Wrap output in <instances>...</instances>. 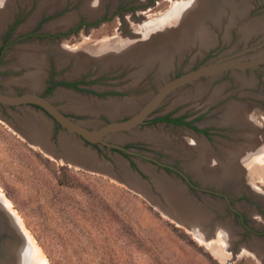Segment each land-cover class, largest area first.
<instances>
[{
  "label": "rangeland",
  "instance_id": "1",
  "mask_svg": "<svg viewBox=\"0 0 264 264\" xmlns=\"http://www.w3.org/2000/svg\"><path fill=\"white\" fill-rule=\"evenodd\" d=\"M5 1L9 10L5 24L0 27V37L15 17L20 20L16 26L17 35L32 29L45 16L40 28L45 34L65 30L80 20H96L95 25H85L64 39H24L12 47L9 52L12 55L0 63V90L10 94L15 93V86L8 85L13 82L21 85L20 89H36L19 81L26 75L22 54L24 58L27 55L37 60V70L44 81L51 71L65 80L75 79L78 73L79 76L96 77L89 85L94 93H78L59 87L48 96L66 115L90 128L129 117L167 80L218 55L239 51L264 37V0H210L217 13L206 15L202 20L201 15L197 16L204 38L195 36L194 39L184 29L179 40L170 42V55L165 63L156 57L149 63L119 61L104 67L103 57H88L84 48L105 38H137L138 30L133 32V29L143 26L153 15L169 10L172 0H97L95 6L100 2L103 9L93 17L84 12V8L89 7V0ZM92 1L95 4V0ZM178 2L181 5L188 0ZM66 17L73 19L66 25L55 26ZM254 18L257 20L249 22ZM260 28L261 31L254 33ZM65 45L74 46L76 52L69 54V50L60 48ZM263 50L250 51L245 56L251 57ZM148 55L150 53L146 57ZM58 91L83 100L93 107L92 110L90 106L84 111L76 110L70 98L57 96ZM35 92L40 93L42 89ZM102 102L114 105L117 113L96 111ZM0 111V188L2 196L10 202V206L5 207L2 203L3 207H0L3 210H0L1 243L9 237L14 238L10 227L13 223L35 240L48 264H264V237H254L244 230L231 211H239L249 224L264 229V210L257 209V205L264 209V63L252 69L227 71L188 83L167 95L147 118L166 113L186 114L189 118L199 115L194 124L198 128H208V135L162 122L142 124L117 133L121 138L112 137L118 145L130 144L128 150L132 160L101 144L91 145L100 163L111 164L109 172L87 168L83 163L89 160L86 156L80 157H85L83 161L74 159V165L73 161L55 158L29 144L17 128L31 134L37 126L36 121L41 122L39 126L50 122L39 108L4 109L1 106ZM231 111L237 115L245 114V120L232 118ZM51 127L56 134L51 140L57 145L62 128L55 122ZM194 139L204 141V152L221 163L226 159L227 150L237 148L240 155L253 151L251 166L236 169L234 178L221 180L220 171L209 177L214 181L208 183L221 184L219 191L224 193L225 200L190 191L179 178L154 168L143 159L145 156L177 164L199 179L198 172L203 173L204 165L195 166L198 151ZM84 146L88 144L84 143ZM256 156L261 157V163ZM127 163L136 176L129 177L134 181L133 186L125 181ZM145 167L151 168L150 171ZM218 168L222 169L220 165ZM138 169L144 171L146 178ZM159 177L167 179L168 185L178 189L185 200L211 212L210 221L205 222L213 226V232L215 226L220 231L221 226L228 223L227 236L234 237L232 244L226 247L222 237L206 242L204 235L208 232L202 221L199 223L204 209L197 211L200 218H191L185 222V227L181 226L174 215L186 219L189 211L187 216H182L171 204L167 193L158 186ZM217 180L221 181L216 184ZM228 199L233 201L230 209ZM11 210H15L13 215ZM211 234L215 236L216 233ZM253 243H258L257 251L253 249Z\"/></svg>",
  "mask_w": 264,
  "mask_h": 264
},
{
  "label": "bare ground",
  "instance_id": "2",
  "mask_svg": "<svg viewBox=\"0 0 264 264\" xmlns=\"http://www.w3.org/2000/svg\"><path fill=\"white\" fill-rule=\"evenodd\" d=\"M178 1L179 0H172V3L170 5L169 10H166V12L164 11V12H160L159 14L153 15L152 18H150V20L148 22L143 24V26H140V27L138 26V28L133 29V32H134V30H138L137 32L139 33V36L137 38H135V39H128V38H122L121 39V38H119L118 39L116 37L112 40H110V38L109 39H106V38L102 39L99 41L98 44H93V45H91L85 49L87 56L93 57L94 59H98L100 57H103V61H104L103 66L104 67L108 64L114 65L115 63H117L119 61L125 62V63H127L129 61L134 62V63L135 62H147V63H149V62L153 61V59H155L156 57H159L161 59L160 62L165 63V61L167 60L166 58H168L170 55L168 53L170 51L168 49L170 42L176 41L179 38V34H181L184 31V29L187 30L188 32L190 30L191 32H189V33H191V35H192V37H194V39H195V36H197L199 38H201V37L204 38L202 31H201V30H203L201 28L202 23L198 20L197 16L201 15V20H202L203 17H205L206 15H210L211 13H212V15H214L217 13V9L215 8L216 9L215 10L211 6L210 0H203V2H200V0H194L193 2L191 1V3L186 2V3H183L181 5L179 4ZM96 2H97V0H95V4H94L92 1L90 3L91 5H89L90 8H88V10H89L90 15L97 13V11H96L97 7H95ZM216 4H218V3H216ZM228 4H230V3H228ZM5 5H7L6 1L0 0V25L4 24L5 20L8 17V10L9 9L7 10ZM207 9H208L207 13H204ZM199 22H200V24H199ZM58 24H61V22L57 23L55 25H58ZM182 43H183V41H182ZM173 45H176V44H172V46ZM64 48L66 50H69L68 51L69 54L76 52L74 46L71 47V46L65 45ZM149 53H150V55H148L146 57V55ZM27 80L33 86L38 85L37 84L38 83L37 78H35V76L33 74L30 75V77L27 78ZM35 87H37V86H35ZM56 94H57V96H65L67 98H70L71 103H73V105L71 103L70 104L76 110L84 111V110H87V108L90 106V105L88 106L83 100L77 99L76 97H73L72 94H70V95L66 94L65 91H58ZM86 105H87V107H86ZM127 105L131 107V106H133V103H128ZM134 106H136V105H134ZM92 108L93 107H91L90 110H92ZM95 110L96 111L103 110L105 112L106 111L110 112L111 114L117 113L116 112L117 108L114 105L105 104L103 102L100 103ZM236 113L237 112L231 111L230 116L232 118L238 117V118H242L245 120V118H243V115H245V114L242 115L241 113H239V115H237ZM26 132H28V131H26ZM20 134L25 139L28 138L24 134H22V133H20ZM114 135L110 136V138L112 140H113L112 137H114L115 139L121 138L119 136V134H116L117 136H114ZM26 140H28L31 144L40 147V149H42L45 153H48L49 155L53 156V153L51 152V150H49L46 146L43 147L42 145H40V146L37 145V143L35 141H32L33 139H31V138H28ZM107 140H109V139H107ZM120 140H122V139H120ZM62 141H63L65 147L66 146L68 147V145H70L68 142V138H66V139L63 138ZM194 141L196 142V143L194 142L195 146H196L195 148L198 151L197 162H196L195 166L196 165L197 166H203L204 165L203 173L198 172V174H199V176L203 182H213L214 179L209 178V177H213L214 173L215 172L219 173V171L221 173L218 176H219V179H221V180L223 179L226 181L230 178H234L235 174L237 173L236 169H240L243 167L242 170H244V168H246V166H248V164L251 166L250 160L254 159L253 151L251 153L240 155L239 151H237L238 149L236 148V149H232V150H227L226 157H225L226 159L224 160V162L221 163V162H219V160L210 157L209 155H207L204 152V150H205V148H204L205 145L203 144V143H205L204 141L200 140L201 141L200 142L196 139H194ZM69 150L71 152H74L70 148H69ZM75 151H76V148H75ZM74 153H72V154H74V158L77 161H80V160L83 161V159H85V157L83 159L80 158V157H82V154H79V153L76 154V152H74ZM230 153H232L233 155H231ZM83 156H86L87 158H89L88 161H86V162L83 161L84 164L86 163L85 166L89 169H93V167H91L90 163L93 162L94 157H92L89 154H84ZM259 158L261 159V157L256 156V159L259 160V162H260ZM219 165L221 166L222 169L218 168ZM145 169L150 171L151 168L149 169L148 167H145ZM98 171H100V170H98ZM206 176H208V177H206ZM157 179H158L159 188L167 193V197L170 200L171 204L174 207L178 208L180 214L182 216H187L185 214L186 213L188 214V211H189V214H188L189 218H186V219L181 218V217L179 218L178 216L174 215L175 220L181 226L185 227V222L187 220H191V218H195V219L200 218V215L197 213V211L199 212L201 209H204V208L197 207L193 203H191V201L185 200L184 196L182 195L181 192H179L178 189H175L171 185H168V183L166 182L167 179H161L160 177ZM221 180H217L216 184H217V182H219ZM128 182L130 185H132V183L134 181L128 179ZM136 189L138 190V188H136ZM139 189H141V188H139ZM141 190L144 193H147L145 190H143V189H141ZM2 203L5 207L10 206L9 200L6 197L2 196V191L0 188V207L1 206L3 207ZM180 209H181V211H180ZM0 210H2V209L0 208ZM183 210H185V211H183ZM14 211L11 210L12 215H13V213H15ZM194 211H196V212H194ZM203 212H204V215L201 217L202 219H200L199 223H201V221H202V225L206 228V230H207L206 232H208V235H204L205 237L204 236H201V237L206 238L207 239L206 242H211L215 237H219V238L222 237V239L223 238L225 239L226 247L228 246V244H232L231 240L234 237H232V236L228 237L227 236L228 230L230 229L229 224L226 223V224L222 225L220 231L215 226L216 230H215V232H213L212 231L214 229L213 226L211 224H207L205 222V220H207L208 222L210 221L211 212H209L207 209H204ZM17 223H18V220H17ZM7 224H9V223H7ZM11 224L13 227L11 226ZM11 224H10V227L12 228V232L14 233V235H13L14 238H12L11 240L9 239V241L5 242L6 252L10 255L9 262L0 263V264H48L46 257L42 253L39 246L36 244L35 240L31 239V237L28 233H27V235L23 234L21 232V230L18 229V228H20L19 226L15 225L13 223H11ZM192 224H194V223H192ZM24 231H25V233L27 232L26 229ZM211 233H214V234L216 233V234H215V236H213V234H211ZM220 241H222V240H220ZM257 244L253 243V249L256 251L258 250ZM249 247H251V245H249ZM243 248L244 247L242 246L241 249L243 250Z\"/></svg>",
  "mask_w": 264,
  "mask_h": 264
},
{
  "label": "water",
  "instance_id": "3",
  "mask_svg": "<svg viewBox=\"0 0 264 264\" xmlns=\"http://www.w3.org/2000/svg\"><path fill=\"white\" fill-rule=\"evenodd\" d=\"M214 20L219 21V19ZM215 21L213 22L215 23ZM261 28L254 31V33L261 31ZM262 48L264 49V37L263 39L255 42L254 44H251L249 46H243L242 49L239 51L218 55L212 60L203 63L202 65L194 69L187 70L182 74L164 82L163 85H161L157 89V91L152 94V96L147 100V102L129 117L120 120H110L109 122L104 123L103 125L97 128H90L87 124L83 123L82 121L76 120L75 118L66 115L63 110L53 104L51 97H44L39 94H36L35 92H25L22 94H9L0 92V103L8 106H15L17 108H26L30 107L31 105L40 107L39 109L41 113L45 117H48V120L50 122L39 126V123L41 122L36 121L35 125L37 126L35 128L33 127V132L31 134L23 129L20 130L17 128L20 133L24 134L28 138L33 139L32 141H35L37 145H42L43 147L46 146L49 150H51L55 158H62L67 162L73 161L72 163L75 165L74 162L76 161L74 160V152H76V154H82V156L84 154H89L94 157L93 162L90 163L91 167H94L102 172H109V170L111 171V164L108 162H99L97 152L91 148L92 144L99 143L104 144L109 148L112 147L115 149L123 150L124 148L121 145L114 143L116 141L110 138L111 135L131 130L132 128L143 124L144 121L153 113V111L162 103V101L167 95H169L176 89L185 86L188 83L200 80L205 77L221 75L223 72L227 71L232 72L238 70L244 71L246 69H252L264 63V50L251 57L245 56L246 53L250 51H256ZM0 117L2 116L0 115ZM53 122H57L62 128V132L59 133L58 136L57 145L53 142V140H51V125L53 124ZM65 136H68L67 138L70 144L68 145V147H65L62 141ZM107 139L111 140L112 142L106 141ZM27 142L31 144L28 140ZM84 143L88 144V146H84ZM69 148L74 152H71ZM127 152L130 151L127 150ZM128 164L129 163L125 165V181L127 183L128 179H130L129 177H136L131 167L128 166ZM80 167L84 168V166ZM136 175L139 174L136 172ZM128 185L130 184L128 183Z\"/></svg>",
  "mask_w": 264,
  "mask_h": 264
},
{
  "label": "flooded vegetation",
  "instance_id": "4",
  "mask_svg": "<svg viewBox=\"0 0 264 264\" xmlns=\"http://www.w3.org/2000/svg\"><path fill=\"white\" fill-rule=\"evenodd\" d=\"M89 1H90L89 5H91L90 3L92 2V0H89ZM100 2H101V0H100ZM100 2H99V5L97 6V10H96L97 13L96 14L90 15L89 14V10H88V8H89L88 6L86 8H84V12L89 17H93V16L99 14V12L103 9V7L100 6ZM240 15L242 16V14H240ZM46 18H47V16L41 18L40 21H38L37 24L32 29L27 31L26 33L21 34V35H17L16 34V26L20 22V20H19V17H15L13 19V21H11V23L8 24L4 28L5 30L3 29L4 32L2 33V36L0 37V63H2L5 59H7V57H10V55H12V53H9V52L12 49V47H14L17 43L21 42L24 39L46 37V38H48L49 41H55V40H59V39H64L68 35L78 31L79 29H81L85 25L93 26V25L96 24L95 23L96 20L95 21H90V22H83L82 20H80L77 23H74V25L73 24L70 25L65 30H61V31L57 30V31H52L51 33L45 34V33H43L42 29H40V28L42 27V22L45 21ZM72 19L73 18H67L66 17V18H63V20H61L59 22H56L55 24L61 22V24H58V25H66L69 22H71ZM256 20L257 19L254 18L253 20L252 19L249 20V22L250 21L254 22ZM4 24H5V22H4ZM2 25H0V27ZM55 26H57V25H55ZM61 47H64V46H60V48ZM86 48H84V49H86ZM66 54H68V53H66ZM22 58L24 59V62H25V64H23V66L26 68V73H25L26 75L21 77V79L19 81L21 83L25 84V85L31 86V88H33V89L36 88L35 90H38L40 88V89H42V92L37 93V92H35V90H30V88L20 89L19 86H21V85H18V84L13 82V83H9L8 84L9 86H15V87H13V90L15 91V93L13 92L12 94H22V93H25V92H35L36 94H39L41 96L48 97L54 91L59 90V87L60 88L66 87L67 89H70V91H75V92H78V93L79 92L80 93L81 92H84V93H86V92L87 93H94L95 92V91H92L94 89L91 86H89V85L93 83V81L96 79V77H89L88 76L89 74H86V75L82 74V75L79 76V73H78V75L76 76L75 79H71V80L67 79V80H65V79H61L60 77H56V75L53 73V71H51L50 75L48 74L49 78L46 81H44L45 79L44 78L42 79V77H41L42 73L37 70L39 68V64L37 63V60L36 59H31V57H28L27 55L24 58L23 54H22ZM61 60H64V58L61 59ZM32 74L35 76V78L39 77L40 79H42L40 81L38 80L39 78L37 79V81H38L37 84L38 85H34L33 86L32 84H30V82H28L27 78H29L30 75H32ZM174 77H176V76H174ZM35 86H37V87H35ZM0 92L1 93H9V92H5L4 90H0ZM1 106L4 109L5 108H17L15 106H8V105H4V104L0 103V107ZM31 106H34V105H31ZM34 107L40 108L38 106H34ZM0 113H1V111H0ZM166 116L168 117V120L167 119H163ZM195 118H189V115H186V114L173 115L172 113H166V114L158 115V116L153 117L151 119H146L144 121L143 125L144 124H154V123L162 122V123H165V124H172L174 126L186 127V128L191 129V130H194L196 132H200V133H203L205 135H208V131H209L208 128H198L197 125L194 124L195 121L199 118V115L196 116ZM174 119H178L179 121H176ZM55 123L58 126H60L57 122H55ZM52 137L53 138L56 137V134H55L54 131H52ZM92 145H94V146L95 145H99V143L98 144H92ZM101 145H103L104 147H107L104 144H101ZM122 147L124 148L123 150L115 149V148H112V147L110 149H112L113 151H117V152L121 153L122 155L130 158V153L127 152L128 148L130 147V144L124 145ZM107 148H109V147H107ZM143 159H145L146 162H148L154 168L163 169V170L168 171L169 173H171L174 177L179 178L181 183L185 184V186H187L190 191H193V192H195L197 194L201 193V194H207V195L216 196V197H219V198H221L223 200L226 199L224 193L219 191V189L221 187V184L215 185V184H210L208 182H203L200 177H199V179H196V178L192 177L187 171L181 169L177 164H170V163L167 164V163H163V162L159 161L156 158L145 157V156H143ZM130 163H131V165L133 167H136V165L134 164L133 161H130ZM138 170L140 171V175L142 177L147 176L142 169L141 170L138 169ZM232 202L233 201L231 199H228V202H227L228 203L227 204L228 208L230 206H232ZM257 209L259 211H261V212H263V210H264L261 206H258V205H257ZM231 211H232V214L237 219H239V223L241 224V226H242V228L244 230H246L247 232L251 233V235L254 236V237H258V236L264 237V229L259 230V229H257V227L252 226L251 224H249L248 220L246 219V217L243 214H241L239 211H237L235 209L234 210L231 209ZM257 213H259V212L257 211ZM238 238L236 239V241H234L235 243L237 242ZM9 239H10V237L8 239H4L3 243H1V240H0V263L9 262L10 255L6 252V249H5V242L9 241Z\"/></svg>",
  "mask_w": 264,
  "mask_h": 264
},
{
  "label": "trees",
  "instance_id": "5",
  "mask_svg": "<svg viewBox=\"0 0 264 264\" xmlns=\"http://www.w3.org/2000/svg\"><path fill=\"white\" fill-rule=\"evenodd\" d=\"M163 119H167V120H168V117L166 116V117H164ZM174 120L179 121L178 119H174Z\"/></svg>",
  "mask_w": 264,
  "mask_h": 264
},
{
  "label": "snow or ice",
  "instance_id": "6",
  "mask_svg": "<svg viewBox=\"0 0 264 264\" xmlns=\"http://www.w3.org/2000/svg\"><path fill=\"white\" fill-rule=\"evenodd\" d=\"M189 3H191V0H188Z\"/></svg>",
  "mask_w": 264,
  "mask_h": 264
},
{
  "label": "crops",
  "instance_id": "7",
  "mask_svg": "<svg viewBox=\"0 0 264 264\" xmlns=\"http://www.w3.org/2000/svg\"><path fill=\"white\" fill-rule=\"evenodd\" d=\"M189 32H191V31H189Z\"/></svg>",
  "mask_w": 264,
  "mask_h": 264
}]
</instances>
